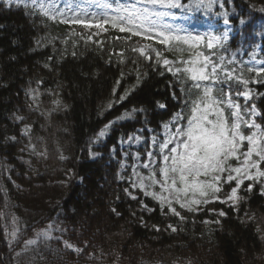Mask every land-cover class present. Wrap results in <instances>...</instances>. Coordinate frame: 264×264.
Returning <instances> with one entry per match:
<instances>
[{
  "label": "trees",
  "instance_id": "16d2710c",
  "mask_svg": "<svg viewBox=\"0 0 264 264\" xmlns=\"http://www.w3.org/2000/svg\"><path fill=\"white\" fill-rule=\"evenodd\" d=\"M70 2L86 5L91 0ZM134 2L112 0L113 7ZM160 10L181 16L173 24L183 28L192 22L213 24L221 44L214 49L201 44L195 50L217 62L223 57L224 69H235L234 76L243 72L254 80L255 73L245 69L264 67V0H217L212 8L190 14ZM99 15L109 19L117 13ZM106 26L107 32L93 36L60 18L49 19L23 4L9 8L0 0V264H264V178L244 182L233 205L216 201L193 212L176 204L181 220L131 189V168L120 173L124 153L130 164L136 152L146 162L153 137L164 139V125L184 108L181 88L187 90L191 82L183 70L174 72L186 67L179 60L188 58L189 49L174 42L169 50L156 42L159 38L145 42L130 33L119 35L111 23ZM140 48L145 55L134 50ZM177 48L185 49L183 56ZM165 58L175 61L168 66L173 71L163 64ZM247 87L253 99H235L245 111L254 102L264 113V85ZM101 130L105 137H99ZM134 137L144 139V146L123 148ZM27 150L36 154L30 160ZM93 150L102 156L92 160ZM249 184L251 192L246 190ZM220 186L218 194L225 198L235 182ZM219 211L226 215L219 216ZM215 220L219 223L211 222ZM49 224L66 230H53L54 237L62 235L84 251L42 238L23 251L24 241L36 239Z\"/></svg>",
  "mask_w": 264,
  "mask_h": 264
},
{
  "label": "snow or ice",
  "instance_id": "6c2138e0",
  "mask_svg": "<svg viewBox=\"0 0 264 264\" xmlns=\"http://www.w3.org/2000/svg\"><path fill=\"white\" fill-rule=\"evenodd\" d=\"M91 2L94 3L99 14L106 15L108 12H113L117 15L96 21L95 16L98 13H89L88 9L81 7L80 4H67L61 7L59 0H30V2L29 0H3L6 7L23 4L25 8H30L33 12L38 10V14L49 19L60 18V22L64 24H77L84 28L95 26L103 29L105 24L111 23V26L120 32H127L145 40L158 37L156 42L168 46L169 50H172L174 42L176 45H187L188 58L179 60V63L186 67L176 68L174 72V75H178L183 70L186 81L191 82L187 84V90L181 88L185 96V106L173 116L170 123L164 125L165 129H168L167 139L153 137V144L157 146L154 151L146 153L149 163H144L143 168L149 169L153 161L156 162V166L147 176H139L132 187L138 186L145 195L158 200L161 206L167 205L169 211L181 220L184 217L180 216V213L172 206L173 202L179 204L182 209L195 211L201 205L220 200L218 193L222 191L220 187L222 180L230 185L235 182L236 186L232 187L230 192L226 193V199L220 202L226 203L228 200L236 202L239 199L238 188L244 185L245 180L257 181L264 178V168L261 167L264 165V113L257 110L254 102L247 105L245 111V106L235 99L236 97H243L245 100L253 99V90L247 86L251 83L264 85V67L245 69L255 73L254 80L245 78L243 72L234 76L235 69H224L223 57H220V61L217 62L211 56L205 55L203 51L195 50L201 44H204L207 49H214L221 44L220 36H193L190 33L181 35V32H187V29L169 22L170 17L172 20L177 19L175 14L160 10L181 9L190 14L201 8H212L217 0H190L189 3H184L183 0H135L134 3L118 4L116 7H113L112 0H91ZM138 4L143 7H138ZM68 12H74L75 18L64 19ZM81 15H92L93 20L81 19ZM184 18L186 19L187 16ZM240 22L245 23L244 20ZM223 23L229 25L230 20L225 18ZM227 38L225 33L223 39L227 40ZM134 50L145 55V48ZM176 51L183 56L185 49L177 48ZM155 55L159 58L161 53L157 51ZM146 58L153 59L151 55H147ZM157 62H160L159 59ZM174 63L175 61L166 58L163 60V64L170 72L173 69L168 66ZM221 71L224 73V79L220 78ZM186 81L180 82L185 84ZM238 85H242L243 88ZM158 106L166 107L159 102ZM127 115L129 114L125 113V116ZM258 116L262 117L261 122L256 121L255 117ZM17 119L22 120L23 117H17ZM107 127L106 125L105 128ZM242 127L250 131H242ZM105 135L106 131L101 130L99 137ZM233 160L237 161L239 166L229 163ZM157 173L162 174V179L157 178ZM146 180L149 182L147 185ZM157 185L162 190L160 193L145 191L147 187ZM252 187L253 185L249 184L246 190L251 192ZM125 191L128 192L127 189ZM128 195L131 199H138L130 192ZM140 203L143 204L142 201ZM147 207L143 205V208L147 209ZM112 211L115 212L116 209ZM218 215L225 216L226 213L219 211ZM211 222L219 223V220ZM168 227L173 232L176 231L172 225ZM53 230L61 233L66 231L59 225H56L54 229L53 225L49 224L46 229L36 233V239L24 241L23 251H27L30 245L38 244L40 238L43 241L60 240L65 248L77 253L84 251L83 248L64 240L62 235L54 237ZM11 235L15 237L16 230H13Z\"/></svg>",
  "mask_w": 264,
  "mask_h": 264
},
{
  "label": "rangeland",
  "instance_id": "374dc122",
  "mask_svg": "<svg viewBox=\"0 0 264 264\" xmlns=\"http://www.w3.org/2000/svg\"><path fill=\"white\" fill-rule=\"evenodd\" d=\"M29 2H30V0H29ZM59 3L61 4V7H65L67 4H80V3H74V2H70V0H59ZM80 6L81 7H88V11H89V13H96V12H94V8L92 7L93 5H92V2H89L88 4H86V5H82V4H80ZM176 17H177V19L176 20H172L171 18L169 19V22L170 23H180L183 19L181 18V16H179V15H175ZM64 19H69V20H71V19H73V18H75V13L74 12H68L67 13V15L65 16V17H63ZM80 18L81 19H86V20H93V16L92 15H88V16H84V15H81L80 16ZM102 19H105L103 16H101V15H99V14H97L96 16H95V20L96 21H100V20H102ZM185 19V18H184ZM186 20H188V21H190V20H192V17H190V16H187V18H186ZM68 26H71V27H79V28H82V29H85L86 31H88V32H91L92 34H93V36L95 35V36H98L99 34H103V33H105V32H107V27H106V24L104 25V27H103V29H101V28H98V27H95V26H93V27H90V28H84V27H82L81 25H77V24H71V23H69V24H67ZM227 27H229L228 25H227ZM186 29H187V34H191V35H193V36H196V35H200V36H206V35H215L214 34V31H215V26H213L211 23H209V22H206V23H204V24H199V23H196V22H192V23H189L188 25H186ZM117 33L119 34V35H126V34H128L127 32H120L119 30L117 31ZM154 35V34H153ZM158 37H156V38H154V39H157ZM153 39V40H154ZM149 41H152V40H145V42H149ZM260 117L258 116V117H255V119H256V121L257 122H259L258 121V119H259ZM106 136V135H105ZM104 136V137H105ZM167 136H168V129H165L164 130V133H163V137H164V139H167ZM144 144H145V140L144 139H142V138H140V137H134V138H132L131 140H129L124 146H123V148H128V147H130V146H133V147H136V148H141V147H143L144 146ZM150 145H151V151H154L155 150V144H153V142L152 143H150ZM26 153H27V158L30 160V156H34V155H36L35 153H33L32 151H30V150H27L26 151ZM97 153H98V155H97ZM111 155L112 156H114L115 155V150H113V153H111ZM102 156V153L101 152H99V151H95V150H93V151H91V159L92 160H97V159H99L100 157ZM124 159L121 161V172L120 173H124V172H126L129 168H131V170H132V184L133 183H135L138 179H139V176H147L148 175V173H146V171H149V170H151L155 165H156V162L155 161H153V163L152 164H150V168L149 169H144L143 168V164L144 163H149V159L148 158H146V162H144L143 161V158H142V154L140 153V152H136L135 153V156H134V162H133V164H130L128 161H127V154L126 153H124ZM243 159V158H242ZM254 159H255V157H254ZM234 165V164H233ZM234 166H239V163L237 164V165H234ZM139 174V175H138ZM226 175V174H225ZM157 178L158 179H162V178H160V177H158L157 176ZM121 179L123 180V177H121ZM248 180H245V182H247ZM224 181L222 180L221 181V183H223ZM145 183H146V185L149 183L147 180L145 181ZM131 184V185H132ZM236 186V185H235ZM178 187H179V185H178ZM221 187V186H220ZM240 187V186H239ZM131 189H133V190H140V188L137 186V187H132L131 186ZM239 189V188H238ZM130 193H132L133 195H135L132 191H130V190H128ZM141 191V190H140ZM145 191H154V192H157V193H160L162 190L160 189V187L157 185V186H155V187H147L146 189H145ZM142 192V191H141ZM144 193V192H143ZM145 194V193H144ZM165 195H167V193H165ZM136 196V195H135ZM147 196H149V195H147ZM218 196L220 197V200H225L226 199V197L225 198H223L220 194H218ZM149 197H151V196H149ZM190 198V197H189ZM220 200H216V201H219L220 202ZM157 202H159L158 200H156ZM226 203H228V204H231V205H233V201H231V200H228ZM177 204V203H176ZM209 204V203H208ZM173 207H175V202H173V205H172ZM205 205H201V206H199V208H202V207H204ZM163 207H167V205H164ZM193 207H195V206H193ZM199 208L197 209V210H195V211H198L199 210ZM184 209H186V208H184ZM188 210V209H187Z\"/></svg>",
  "mask_w": 264,
  "mask_h": 264
}]
</instances>
